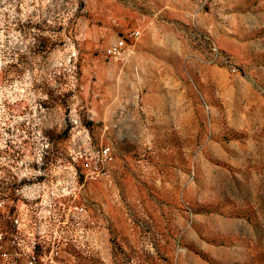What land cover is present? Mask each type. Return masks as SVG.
I'll use <instances>...</instances> for the list:
<instances>
[{"label":"rangeland","instance_id":"1","mask_svg":"<svg viewBox=\"0 0 264 264\" xmlns=\"http://www.w3.org/2000/svg\"><path fill=\"white\" fill-rule=\"evenodd\" d=\"M0 264H264V0H0Z\"/></svg>","mask_w":264,"mask_h":264},{"label":"built area","instance_id":"2","mask_svg":"<svg viewBox=\"0 0 264 264\" xmlns=\"http://www.w3.org/2000/svg\"><path fill=\"white\" fill-rule=\"evenodd\" d=\"M125 40L121 39L120 41L112 44L107 50V54L113 57H119L125 49ZM110 156V149H105L102 151V157L107 159Z\"/></svg>","mask_w":264,"mask_h":264}]
</instances>
